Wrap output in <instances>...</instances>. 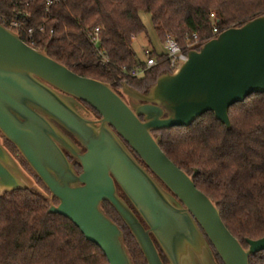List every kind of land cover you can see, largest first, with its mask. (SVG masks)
<instances>
[{
  "label": "water",
  "instance_id": "water-1",
  "mask_svg": "<svg viewBox=\"0 0 264 264\" xmlns=\"http://www.w3.org/2000/svg\"><path fill=\"white\" fill-rule=\"evenodd\" d=\"M187 55L147 94L123 82L120 95L108 84L75 74L0 23V132L49 191L25 183L0 143V196L32 189L56 199L49 214L74 223L109 264L133 262L122 230L102 209L104 202L128 227L147 264H164L159 249L169 264H217L211 246L223 264H249L264 251V237L247 239L245 249L216 204L196 188L198 171L189 176L180 170L153 132L189 127L208 112L231 129L230 109L264 94V16ZM84 104L100 119L87 118Z\"/></svg>",
  "mask_w": 264,
  "mask_h": 264
},
{
  "label": "trees",
  "instance_id": "trees-1",
  "mask_svg": "<svg viewBox=\"0 0 264 264\" xmlns=\"http://www.w3.org/2000/svg\"><path fill=\"white\" fill-rule=\"evenodd\" d=\"M47 1L0 0V23L75 74L108 84L120 95L123 82L147 94L161 75L173 73L164 50L167 36L186 48L195 35V50H199L222 32L264 16V0H59L49 7ZM141 13L151 16L163 51L157 52L153 46L146 55L157 61L156 66L140 78H131L125 72L145 68L147 62L134 50V39L148 36ZM15 19L24 23L25 29L43 26L44 31L34 35V45L24 31L9 27ZM96 28H100L97 46L90 37ZM98 52L109 59L107 65L102 64ZM229 117L230 130L208 112L189 127L153 135L161 137V150L180 170L189 176L198 171L196 188L216 204L227 229L247 249V239L264 237V94L234 105ZM69 159L81 173L80 165ZM119 195L129 204L120 190ZM51 202L58 205L56 199L51 201L32 189L0 196V264H109L102 250L74 223L49 214ZM102 209L122 230L133 264H147L113 207L104 202ZM211 249L217 264H223ZM159 252L163 263L169 264ZM249 264H264V251L251 256Z\"/></svg>",
  "mask_w": 264,
  "mask_h": 264
},
{
  "label": "rangeland",
  "instance_id": "rangeland-1",
  "mask_svg": "<svg viewBox=\"0 0 264 264\" xmlns=\"http://www.w3.org/2000/svg\"><path fill=\"white\" fill-rule=\"evenodd\" d=\"M141 19L144 24V26L147 29L148 36L141 35L134 39V50L136 52L137 57L141 61H146L148 59L147 52L152 50V47L154 46L156 48L157 52H162L163 47L159 44L158 39L154 33L152 23H151V16L147 13H141ZM152 45L149 43L150 41ZM85 106V105H84ZM85 112L82 111V113L89 119L97 121L100 119L98 115L93 113L88 107L85 106ZM61 131L77 146H79V143L77 140L71 136L69 133H67L64 129L60 128ZM0 143L2 146L7 150V152L10 154L12 159L15 161L19 168V174L20 177L24 180L25 183L30 184L32 188H38L45 192V190L42 188V186L38 183V177L36 173L31 169V167L28 165V163L25 161L23 156L20 154L18 149L11 144L0 132ZM84 149H82L81 152H83Z\"/></svg>",
  "mask_w": 264,
  "mask_h": 264
},
{
  "label": "built area",
  "instance_id": "built-area-1",
  "mask_svg": "<svg viewBox=\"0 0 264 264\" xmlns=\"http://www.w3.org/2000/svg\"><path fill=\"white\" fill-rule=\"evenodd\" d=\"M59 2V0H48L46 5L49 7L54 3ZM21 16L25 17L26 14L19 13ZM213 17V16H212ZM9 27L13 30L16 31H24L27 37V40L34 45L35 44V39L34 35L35 33L38 32H43L44 28L43 26L37 27V28H28L25 29L24 23L20 22L19 20L15 19L12 20L11 22L8 23ZM100 31V28H96L94 33L91 34V39L93 41V44L95 46L98 45V33ZM214 34L217 33L216 29L213 30ZM194 41L190 43L186 48H182L177 41L170 35L167 36L165 44H164V50L166 53V56L170 62V68L173 70V73L176 72L182 64H184L187 59H188V51L190 50H195V47L198 44V38L197 36L194 35L193 37ZM30 46V45H29ZM98 57L101 58L102 64L107 65L109 63V59L102 53L98 52ZM157 61L152 58H148L146 62L145 68L141 69H132L130 71H126V76L131 77V78H140L144 72L154 66H156Z\"/></svg>",
  "mask_w": 264,
  "mask_h": 264
},
{
  "label": "flooded vegetation",
  "instance_id": "flooded-vegetation-1",
  "mask_svg": "<svg viewBox=\"0 0 264 264\" xmlns=\"http://www.w3.org/2000/svg\"><path fill=\"white\" fill-rule=\"evenodd\" d=\"M84 105H85V104H84ZM85 106H86V107H89V106H87V105H85ZM132 154L135 155L133 152H132ZM136 158H138V157L136 156ZM139 160H140V159H139Z\"/></svg>",
  "mask_w": 264,
  "mask_h": 264
}]
</instances>
